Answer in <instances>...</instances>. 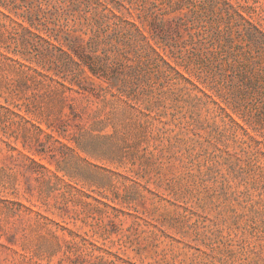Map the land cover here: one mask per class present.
<instances>
[{"label":"rangeland","instance_id":"374dc122","mask_svg":"<svg viewBox=\"0 0 264 264\" xmlns=\"http://www.w3.org/2000/svg\"><path fill=\"white\" fill-rule=\"evenodd\" d=\"M229 2L264 30V0ZM220 6L205 0V29L184 7L178 42L191 68H177L209 96L150 69L137 85L144 59L123 43L127 100L121 80L86 70L62 91L0 55V264H264V99L225 76L223 32L245 42Z\"/></svg>","mask_w":264,"mask_h":264},{"label":"trees","instance_id":"16d2710c","mask_svg":"<svg viewBox=\"0 0 264 264\" xmlns=\"http://www.w3.org/2000/svg\"><path fill=\"white\" fill-rule=\"evenodd\" d=\"M220 3L227 22L237 26L236 32L245 42L235 41L229 28L223 32L225 44L221 46L220 58L225 63V76H230L228 80L238 93L256 94L264 99V30L245 16L241 7H235L229 0H220ZM184 7L195 14L197 23L205 29V0H0V17L15 29L8 37L0 32V55L9 58L4 52H12L24 61L18 62L19 65L58 82L62 91L72 89L74 83L82 87L86 70L108 80L110 87L121 80L115 94L127 100L135 88L120 76L121 60L112 54L118 52L124 59L132 60L124 47L118 46L123 43L132 47L135 58L144 59L145 63L141 60L140 66L129 65V73L135 75L137 85L148 83L145 74L138 76L139 70L150 69L156 76L179 79L209 96L177 68L185 72L191 68L190 61L180 56L178 49L182 31L188 30L189 19ZM170 14L172 17L167 18ZM200 33L197 31L196 35ZM12 42L14 46L10 49ZM192 42L195 41L190 38L189 43ZM164 56L176 58L174 64ZM109 60L115 66H109ZM208 75H205V85L204 80L199 82L209 90L219 87L214 75L210 74L209 78ZM241 114L237 116L248 125ZM234 123L248 133L242 124Z\"/></svg>","mask_w":264,"mask_h":264}]
</instances>
